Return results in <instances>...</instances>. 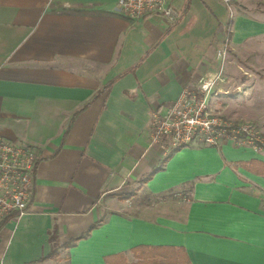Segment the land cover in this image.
I'll list each match as a JSON object with an SVG mask.
<instances>
[{
    "label": "crops",
    "instance_id": "crops-1",
    "mask_svg": "<svg viewBox=\"0 0 264 264\" xmlns=\"http://www.w3.org/2000/svg\"><path fill=\"white\" fill-rule=\"evenodd\" d=\"M235 1L263 8L231 18L222 0H169L172 21L129 18L118 0H0V136L39 150L28 211L0 229V264H264V175L238 164L264 162V146L188 145L163 162L149 145L150 112L219 67L228 19L223 45L258 34L249 65L264 71V0Z\"/></svg>",
    "mask_w": 264,
    "mask_h": 264
},
{
    "label": "built area",
    "instance_id": "built-area-1",
    "mask_svg": "<svg viewBox=\"0 0 264 264\" xmlns=\"http://www.w3.org/2000/svg\"><path fill=\"white\" fill-rule=\"evenodd\" d=\"M230 5L232 0H222ZM129 18L137 19L157 11L174 20L177 10L169 0H118L117 8ZM226 45L216 50L219 67L199 78L190 87H184L165 111L150 112L149 145L155 146L166 157L180 145L201 144L218 147L230 142L235 147L264 146V138L251 121H227L209 106L216 85L222 82ZM222 94H219L221 96ZM39 150L27 143H16L0 136V220L13 215L21 217L28 211L33 194L34 166Z\"/></svg>",
    "mask_w": 264,
    "mask_h": 264
},
{
    "label": "rangeland",
    "instance_id": "rangeland-1",
    "mask_svg": "<svg viewBox=\"0 0 264 264\" xmlns=\"http://www.w3.org/2000/svg\"><path fill=\"white\" fill-rule=\"evenodd\" d=\"M235 0L230 2V5H226V9L229 12L231 18H235L238 13L247 12L253 17L257 14L258 10H262V4L260 2H252L251 7L248 9L245 5L235 4ZM224 3V2H223ZM242 3V2H241ZM259 15V13H258ZM252 40L251 44H245L244 39L238 43H234L232 47L231 40L229 47L226 48L225 66L223 68V81L217 83L216 89L213 91L212 98L209 102V106L213 112L220 115L223 119L230 121L234 120L237 122L238 119H249L256 124V128H260V124L264 122V71L260 69V65L254 61L250 63V57L258 58V51L256 49L257 42L260 45V36L257 34ZM225 38V37H224ZM224 39L221 44H224ZM233 48V53L231 49ZM247 48L248 52L244 49ZM244 52V53H243ZM232 58L237 67L230 71L227 70L229 58ZM241 64L243 67H247V71L243 68H239ZM230 74V75H229ZM240 85L246 83L247 86L240 91ZM222 94V96H219ZM261 116V117H260ZM242 119V120H243ZM189 146H198L196 144H189ZM143 201L149 200L145 195H141Z\"/></svg>",
    "mask_w": 264,
    "mask_h": 264
},
{
    "label": "trees",
    "instance_id": "trees-1",
    "mask_svg": "<svg viewBox=\"0 0 264 264\" xmlns=\"http://www.w3.org/2000/svg\"><path fill=\"white\" fill-rule=\"evenodd\" d=\"M227 28H226V40H225V44L228 45V41L230 39V29H229V26L231 24V19H228L227 20ZM185 146H188V145H180L178 146L177 148H175L173 150L176 151V150H179L180 148L182 147H185ZM171 154H169L168 156H166L164 159H163V162H165L169 157H170ZM39 160V157L37 158V161ZM37 161L35 163V166H34V170H35V167H36V164H37ZM238 164L248 170V171H251L255 174H260V175H264V162L260 161V160H257V159H250L248 161H240L238 162ZM162 165L160 164L159 166L153 168L150 172H148L144 177L141 178L140 182H144V181H147L148 179L151 178V176L153 175L154 171H158L159 169H161ZM133 195V190H130L129 192H122V193H119L118 196L119 198L121 199H126V198H129L130 196ZM11 217H13V215H7L5 217H3L1 220H0V229L3 227L4 223L10 219ZM97 224H94V225H91L90 227H88V229L83 232L80 236L78 237H75V238H72L70 242H66L65 244L63 245H58L55 238L53 239L52 241V246L50 247V250L49 252L46 254L45 257L41 258V259H47V258H56L59 254V249H62V248H69L71 247L72 245H74L73 243L79 239H82V238H85L88 236V234L90 233V231L96 227ZM139 247V246H138ZM147 246H142V248H145ZM137 247H134L132 250H136ZM106 257H104V259L106 260ZM114 257H119L120 259H122V261L124 260V256L123 254H117L115 255ZM154 262H158V263H171V262H167L166 259H162L160 261H156V260H147V259H143L139 262H137V264H151V263H154ZM107 263V262H106ZM107 264H111L109 261ZM113 264H127V262L124 260L123 263H113Z\"/></svg>",
    "mask_w": 264,
    "mask_h": 264
}]
</instances>
